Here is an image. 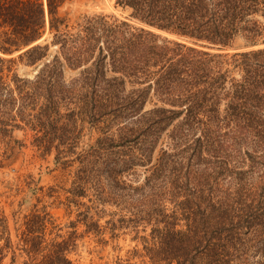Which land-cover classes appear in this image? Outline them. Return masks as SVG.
<instances>
[{
    "label": "trees",
    "instance_id": "obj_1",
    "mask_svg": "<svg viewBox=\"0 0 264 264\" xmlns=\"http://www.w3.org/2000/svg\"><path fill=\"white\" fill-rule=\"evenodd\" d=\"M68 1L0 0V163L28 128L56 165L77 163L72 197L118 210L107 230H148L149 264H264V0H115L179 40L101 15L69 26ZM79 121L98 133L81 147ZM33 208L21 264H75L71 236L45 240L51 216ZM9 254L0 210V264Z\"/></svg>",
    "mask_w": 264,
    "mask_h": 264
},
{
    "label": "rangeland",
    "instance_id": "obj_2",
    "mask_svg": "<svg viewBox=\"0 0 264 264\" xmlns=\"http://www.w3.org/2000/svg\"><path fill=\"white\" fill-rule=\"evenodd\" d=\"M59 12L66 18L69 26H76L87 17L101 15L111 21H125L133 26L148 28L161 37L179 40L173 34L147 27L134 20L130 16V11L116 5L115 0H70L59 9ZM15 72L22 78L31 79L36 70L19 64ZM75 73V71H66L65 79L68 80ZM146 107L149 108L150 104ZM78 124L82 127L81 121ZM85 126L82 127L80 147L92 143L98 136L96 131H91L89 134L87 125ZM33 135L34 132L28 128L13 130L10 139V156L0 163V210L7 218L10 228L12 248L15 252L14 264H21L25 258L24 253L17 246L18 228L21 226L23 214L30 209L33 210V206L43 208L51 216V221L46 225L43 233L45 240H50L57 234L64 237L71 236L68 257L75 264H149L143 257L141 241L135 239L136 236L148 234V230L145 233H136L129 227H116L113 232L107 230L109 226L105 222L110 218L109 213L118 214V210L111 206L96 208L94 206L96 204L92 205L88 197H72L68 191L72 187L77 163H69L65 167L56 165L54 153L43 154L32 145ZM143 176L141 174L139 178ZM32 189H35L36 195H33ZM90 207H92L90 215H93L91 222H97L96 225L104 227L102 232L100 230L97 232V226L89 223V219L88 228L95 231L86 230L82 213ZM138 230L141 231L140 227ZM10 256L9 254L5 258L3 264H10Z\"/></svg>",
    "mask_w": 264,
    "mask_h": 264
},
{
    "label": "water",
    "instance_id": "obj_3",
    "mask_svg": "<svg viewBox=\"0 0 264 264\" xmlns=\"http://www.w3.org/2000/svg\"><path fill=\"white\" fill-rule=\"evenodd\" d=\"M46 13H47V11H46Z\"/></svg>",
    "mask_w": 264,
    "mask_h": 264
}]
</instances>
